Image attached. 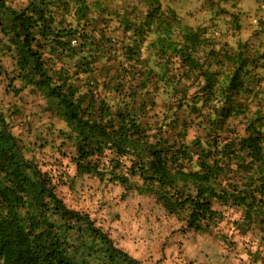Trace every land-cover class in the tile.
Segmentation results:
<instances>
[{"label":"trees","instance_id":"1","mask_svg":"<svg viewBox=\"0 0 264 264\" xmlns=\"http://www.w3.org/2000/svg\"><path fill=\"white\" fill-rule=\"evenodd\" d=\"M106 11L99 0H0L10 81L37 89L66 123L26 141L0 108V264H86L84 249L103 263L144 264L64 202L69 165L73 178L150 196L182 233L218 230L248 264H264V51L232 48L157 0L141 17L117 14V34L93 25L90 15Z\"/></svg>","mask_w":264,"mask_h":264},{"label":"rangeland","instance_id":"2","mask_svg":"<svg viewBox=\"0 0 264 264\" xmlns=\"http://www.w3.org/2000/svg\"><path fill=\"white\" fill-rule=\"evenodd\" d=\"M13 7L23 6L27 0H6ZM106 12L90 15L93 25L102 28L108 24L117 34V14L141 17L149 8V0H99ZM163 8L172 7L188 25H210L220 32V38L235 48L237 41L247 42L250 47L264 51V0H157ZM71 12V11H70ZM235 16L237 17L234 20ZM103 18L107 23L103 22ZM70 20L71 15H66ZM104 28V27H103ZM257 69L259 87L264 89V61ZM16 72L13 58L0 51V108L12 131L23 140L51 138L52 130L66 129L64 120L51 115L37 89L31 86L21 90L18 79L10 81ZM15 88L14 90L11 89ZM158 102L162 101L158 99ZM54 132V131H53ZM67 151L69 146L64 145ZM69 152V151H68ZM46 157H59L52 148H45ZM58 158V159H59ZM72 165L59 183L58 193L71 208L89 214L95 224L106 231L113 243L144 264H248L241 244L234 247L220 238L218 230L208 234L182 233L179 224L165 217L150 196L134 192L121 197L122 188L102 185L95 178L74 177ZM222 232L226 233L223 229ZM227 234V233H226ZM88 264L103 263L102 253H88L86 249L78 256ZM258 264V263H256Z\"/></svg>","mask_w":264,"mask_h":264}]
</instances>
